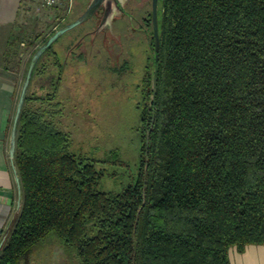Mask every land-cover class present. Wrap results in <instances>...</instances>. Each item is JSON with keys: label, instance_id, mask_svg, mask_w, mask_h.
Listing matches in <instances>:
<instances>
[{"label": "trees", "instance_id": "trees-1", "mask_svg": "<svg viewBox=\"0 0 264 264\" xmlns=\"http://www.w3.org/2000/svg\"><path fill=\"white\" fill-rule=\"evenodd\" d=\"M159 40L139 175L119 193L97 190L101 174L28 91L0 264H28L50 235L80 264H230L232 248L264 244V0H160Z\"/></svg>", "mask_w": 264, "mask_h": 264}, {"label": "rangeland", "instance_id": "rangeland-1", "mask_svg": "<svg viewBox=\"0 0 264 264\" xmlns=\"http://www.w3.org/2000/svg\"><path fill=\"white\" fill-rule=\"evenodd\" d=\"M88 1L73 0L72 7L59 12L42 9L38 0H24V19L33 50L46 36L47 25L58 22L57 15L71 21ZM138 39L130 30L129 43L125 45V72L113 70L123 60L115 52L104 62L86 61L67 67L61 77L51 58L44 57L29 89L31 96L38 98L32 106L50 109L54 126L69 136L70 152L101 174L97 187L100 192H121L137 180L140 171L141 113L148 101L145 79L150 70V54ZM56 47L54 43L53 48ZM44 62L51 64L50 71H45ZM47 94L55 96L49 100ZM28 264H80V259L74 248L50 235L30 256Z\"/></svg>", "mask_w": 264, "mask_h": 264}, {"label": "crops", "instance_id": "crops-1", "mask_svg": "<svg viewBox=\"0 0 264 264\" xmlns=\"http://www.w3.org/2000/svg\"><path fill=\"white\" fill-rule=\"evenodd\" d=\"M24 0H0V245L18 214V192L9 160L10 134L18 96L33 55ZM30 89V87H29ZM230 264H264V244L229 251Z\"/></svg>", "mask_w": 264, "mask_h": 264}, {"label": "flooded vegetation", "instance_id": "flooded-vegetation-1", "mask_svg": "<svg viewBox=\"0 0 264 264\" xmlns=\"http://www.w3.org/2000/svg\"><path fill=\"white\" fill-rule=\"evenodd\" d=\"M93 0H89L85 9ZM99 0L97 8L92 17L85 23L77 26L71 31L62 35L48 49L47 58H51L52 65L62 76L67 67L75 66L80 62L91 61L94 63L104 62L115 52L117 58L123 59L117 70L125 72V48L129 43L128 35L130 30L134 32L137 41H143L150 54L149 75L153 72V51L155 46L153 26V0ZM159 4H157L158 31H159ZM81 7L77 8L79 12ZM85 9L78 15L80 16ZM77 16V17H78ZM66 17L63 22L70 23ZM57 23V22H56ZM64 24V25H65ZM54 26V27H52ZM47 25V34L50 36L51 28L56 29V24ZM59 29V28H58ZM57 30V29H56ZM108 55V56H107ZM46 58V59H47ZM47 62V61H46ZM45 62V71H50L51 64Z\"/></svg>", "mask_w": 264, "mask_h": 264}, {"label": "water", "instance_id": "water-1", "mask_svg": "<svg viewBox=\"0 0 264 264\" xmlns=\"http://www.w3.org/2000/svg\"><path fill=\"white\" fill-rule=\"evenodd\" d=\"M99 3V0H93L88 7L85 9V11L78 16L74 21L67 23L57 29L49 38H47L43 43H41L35 52L33 53L30 62L28 64V67L26 69V73L24 76V80L22 83V87L18 96L17 104H16V109H15V114L13 117L12 125H11V134H10V148H9V160L11 163L12 171L14 174L15 178V183L17 186V192H18V201H17V211H20L21 208V201H22V189H21V182L19 178V174L15 165V148H16V136H17V130H18V125H19V120L21 116V112L23 109V105L26 99V96L29 91V87L31 84L32 76L34 69L41 58V56L65 33L71 31L72 29L76 28L77 26L85 23L88 21L95 9L97 8V5ZM157 4L158 0H153V26H154V40H155V46H154V51H153V81L155 79V73H156V65L159 60V31H158V16H157ZM4 242V240H3ZM3 242L0 245V248L3 245Z\"/></svg>", "mask_w": 264, "mask_h": 264}, {"label": "built area", "instance_id": "built-area-1", "mask_svg": "<svg viewBox=\"0 0 264 264\" xmlns=\"http://www.w3.org/2000/svg\"><path fill=\"white\" fill-rule=\"evenodd\" d=\"M42 9L50 11H61L72 7L73 0H38Z\"/></svg>", "mask_w": 264, "mask_h": 264}]
</instances>
